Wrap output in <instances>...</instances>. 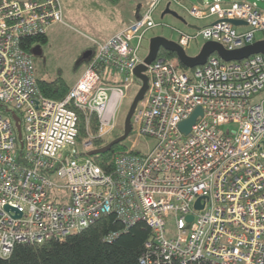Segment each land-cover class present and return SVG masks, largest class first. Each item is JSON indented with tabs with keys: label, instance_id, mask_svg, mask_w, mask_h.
<instances>
[{
	"label": "built area",
	"instance_id": "1",
	"mask_svg": "<svg viewBox=\"0 0 264 264\" xmlns=\"http://www.w3.org/2000/svg\"><path fill=\"white\" fill-rule=\"evenodd\" d=\"M168 3L206 21L181 33L186 51L201 35L237 48L264 30L258 0H142L131 22L94 39L83 74L59 100L42 93L23 39L63 22L61 0H0V256L20 242L65 239L113 212L124 229L138 221L151 228L143 264H264V99L255 100L264 53L230 61L213 53L187 67L159 51L144 71L149 86L132 117V146L106 168L88 154L94 138L119 125L132 87L142 86L140 52ZM199 105L185 134L180 123ZM94 115L97 133L89 129ZM81 119L89 134L80 142ZM144 137L153 138L147 150L138 147Z\"/></svg>",
	"mask_w": 264,
	"mask_h": 264
},
{
	"label": "rangeland",
	"instance_id": "2",
	"mask_svg": "<svg viewBox=\"0 0 264 264\" xmlns=\"http://www.w3.org/2000/svg\"><path fill=\"white\" fill-rule=\"evenodd\" d=\"M142 0H61L63 6V22L53 24L47 31V41L42 46V54L34 55L35 69L37 75H42L48 79H52L61 75L65 81L72 86L83 74L87 62H81V56L88 48L94 47V39L104 41L109 36L119 31L126 26L134 17V8ZM197 1V0H191ZM215 0H208L214 2ZM229 1V0H223ZM254 2L257 0H247ZM259 6L264 9V0H258ZM164 4V3H163ZM188 23H196L204 25L205 20L191 18L180 7L172 5ZM164 5L157 12L156 18L160 19L161 23L150 31L149 36L163 35L173 40H178L182 32L189 34L197 33L196 29L190 27L174 15L167 13L161 17ZM247 26H240L246 28ZM264 37V30L257 33V38ZM207 41L203 35L197 39L190 41L187 53L196 55L200 52L203 44ZM149 40H145L144 48L141 49V55L145 57L148 53ZM138 86L134 85L130 95L125 99L123 106L119 112V125L108 135L111 139L117 132L124 130V120L128 109L136 95ZM264 96V93L261 94ZM234 127L225 125L224 129ZM134 134L127 137L123 143L128 147L134 143ZM82 140H80L81 142ZM139 142V140H137ZM149 141L153 142V138H141L138 147L142 150H147L145 144ZM95 148V147H94Z\"/></svg>",
	"mask_w": 264,
	"mask_h": 264
},
{
	"label": "trees",
	"instance_id": "3",
	"mask_svg": "<svg viewBox=\"0 0 264 264\" xmlns=\"http://www.w3.org/2000/svg\"><path fill=\"white\" fill-rule=\"evenodd\" d=\"M119 1V0H116ZM138 5L134 8V17L138 14ZM134 19V18H133ZM47 41V34L25 37L24 46L33 52L35 45L41 47ZM81 62H87L84 54ZM160 54L174 56L175 52L161 48ZM36 60V59H35ZM40 89L44 95L53 99L64 98L70 85L58 75L48 79L37 75ZM90 132L97 133V117L94 115ZM123 131L117 132L111 139L97 137L92 140L93 147H101L112 139L120 136ZM89 134L85 121L80 120L78 140H85ZM127 148L123 142L115 144L109 151L94 155L103 167H108L106 160L116 152ZM118 235L109 239L110 234ZM152 230L143 221H138L124 229L123 222L115 213L100 216L95 222L68 235L65 239H48L41 243H17L8 256H0V264H143L141 256L144 253L146 242L151 238Z\"/></svg>",
	"mask_w": 264,
	"mask_h": 264
},
{
	"label": "water",
	"instance_id": "4",
	"mask_svg": "<svg viewBox=\"0 0 264 264\" xmlns=\"http://www.w3.org/2000/svg\"><path fill=\"white\" fill-rule=\"evenodd\" d=\"M197 1L202 3L204 0H197ZM139 10H140V4L138 5V12ZM167 13L174 15L175 17L187 23L190 27L194 29L198 28L196 24L188 23L186 18H184L182 15H180L175 10L171 9L169 7V3L166 5L165 9L163 10L161 17H164L165 14ZM229 20L234 25H240V24L247 23L243 19H229ZM161 48L175 52L184 65H186L187 67H194L197 65L204 64L207 61L208 57L213 53H217L221 58H223L226 61L242 60L244 58L249 57L252 54L264 53V37L255 39L253 42H250L248 44H245L237 48H228L219 41L207 40L203 44L200 52L196 55H190L189 53H187L186 49L181 44H179L177 40L170 39L163 35H153L152 37H150L148 53L144 57L143 61L139 63L135 69L136 75L140 79H142L143 82H142V86L136 93L128 109V112L125 116L123 133L120 136L112 139L110 142H108L104 146L90 149L88 151L89 155H96L99 153L109 151L113 145L123 142L129 136L133 128L132 117H133L134 111L137 107L138 102L144 98L145 92L149 86L148 76L146 75L144 71L147 68V64L151 63L156 58ZM32 53L34 55H41L42 54L41 45L40 44L35 45ZM89 53H90V50H88L84 54V56L87 57ZM201 113H202V107L199 105L196 107V109L193 111V113L190 115L189 118L183 120L180 123L181 130L185 134H188L190 132L191 127L195 123L197 116ZM13 115L16 119V125H17V129L19 133V138L21 139L22 138V126L20 122V117L15 112L13 113ZM195 206L197 208L203 207V204H201V197L197 199ZM187 218L188 220H192L193 215H188Z\"/></svg>",
	"mask_w": 264,
	"mask_h": 264
},
{
	"label": "crops",
	"instance_id": "5",
	"mask_svg": "<svg viewBox=\"0 0 264 264\" xmlns=\"http://www.w3.org/2000/svg\"><path fill=\"white\" fill-rule=\"evenodd\" d=\"M263 93H264V90L261 91V92H259L258 94H256L255 100H262V99H264V96H261V94H263Z\"/></svg>",
	"mask_w": 264,
	"mask_h": 264
},
{
	"label": "flooded vegetation",
	"instance_id": "6",
	"mask_svg": "<svg viewBox=\"0 0 264 264\" xmlns=\"http://www.w3.org/2000/svg\"><path fill=\"white\" fill-rule=\"evenodd\" d=\"M91 52H92V50H90V53H91ZM90 53L88 54V56L90 55ZM88 56H87V57H88ZM84 57H85V56H84Z\"/></svg>",
	"mask_w": 264,
	"mask_h": 264
},
{
	"label": "bare ground",
	"instance_id": "7",
	"mask_svg": "<svg viewBox=\"0 0 264 264\" xmlns=\"http://www.w3.org/2000/svg\"><path fill=\"white\" fill-rule=\"evenodd\" d=\"M131 21H132V20H131ZM131 21H130V22H131ZM118 219H119V218H118Z\"/></svg>",
	"mask_w": 264,
	"mask_h": 264
},
{
	"label": "clouds",
	"instance_id": "8",
	"mask_svg": "<svg viewBox=\"0 0 264 264\" xmlns=\"http://www.w3.org/2000/svg\"><path fill=\"white\" fill-rule=\"evenodd\" d=\"M258 39V38H257Z\"/></svg>",
	"mask_w": 264,
	"mask_h": 264
}]
</instances>
